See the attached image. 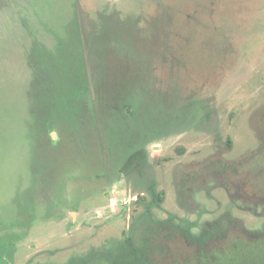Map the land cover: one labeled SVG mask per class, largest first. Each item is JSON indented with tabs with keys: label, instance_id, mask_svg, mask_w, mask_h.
Listing matches in <instances>:
<instances>
[{
	"label": "rangeland",
	"instance_id": "1",
	"mask_svg": "<svg viewBox=\"0 0 264 264\" xmlns=\"http://www.w3.org/2000/svg\"><path fill=\"white\" fill-rule=\"evenodd\" d=\"M144 218L264 234V0H0V264Z\"/></svg>",
	"mask_w": 264,
	"mask_h": 264
},
{
	"label": "trees",
	"instance_id": "2",
	"mask_svg": "<svg viewBox=\"0 0 264 264\" xmlns=\"http://www.w3.org/2000/svg\"><path fill=\"white\" fill-rule=\"evenodd\" d=\"M163 192H158V199H162ZM147 211V210H146ZM136 229L122 242L123 247L87 256L66 264H264V234L251 239L232 237L217 240L215 246L204 250L202 247L212 242L210 236L206 240L198 241L184 231L181 225L172 224L167 220L147 223L144 218ZM188 231V230H187ZM170 239L182 241L184 246L194 244L196 249H175L180 244L170 247ZM261 252L255 256V261L248 258L251 249ZM240 253V254H239ZM263 253V254H262ZM168 255L170 260H167ZM173 255L176 258H173ZM167 260V261H166Z\"/></svg>",
	"mask_w": 264,
	"mask_h": 264
},
{
	"label": "flooded vegetation",
	"instance_id": "3",
	"mask_svg": "<svg viewBox=\"0 0 264 264\" xmlns=\"http://www.w3.org/2000/svg\"><path fill=\"white\" fill-rule=\"evenodd\" d=\"M143 152V151H142ZM140 154H142L143 155V153H140Z\"/></svg>",
	"mask_w": 264,
	"mask_h": 264
}]
</instances>
